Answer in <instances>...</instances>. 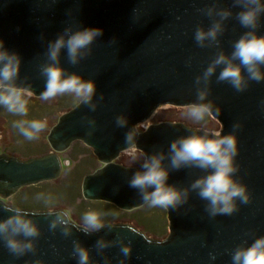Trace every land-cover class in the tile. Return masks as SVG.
I'll list each match as a JSON object with an SVG mask.
<instances>
[{
    "label": "water",
    "instance_id": "water-1",
    "mask_svg": "<svg viewBox=\"0 0 264 264\" xmlns=\"http://www.w3.org/2000/svg\"><path fill=\"white\" fill-rule=\"evenodd\" d=\"M213 4L231 8L233 13L239 10L232 7V0H0V40L22 61L16 83L22 88L30 86L37 98L44 89L40 69L48 62V42L66 27L103 30L91 45L90 55L79 64H69L63 51L59 58L67 71L96 82V110L77 104L61 115L46 137L52 150L47 155L24 161L0 155V199L20 188L57 179L65 165L58 154L80 141L102 166L83 177V199L127 212L143 206L137 190L128 186L140 166L125 168L113 161L120 152L131 149L124 143L129 128L136 137V150L148 154L167 152L173 139L203 132L179 123H159L139 134L135 126L146 121L158 106H188L195 99V77L218 51L231 53L232 43L244 31L234 18L224 22L218 46L200 48L192 38L198 24L206 27L215 18L202 11ZM260 34H264V18ZM218 72L219 67L210 79L208 99L220 114L210 117L220 124L221 132L238 125L236 177L246 185L249 203L237 201L232 215L211 217L205 211L206 202L193 192L187 204L165 209L168 234L161 241L150 240L129 225L110 223V229L85 235L72 222V235L64 237L59 225L49 230L55 213L63 211H27V218L40 229L35 254L17 258L0 243V264H32L36 259L42 264H76L73 240L89 249V264H118L123 259L119 245L98 253L95 241L100 238L131 244L124 264H231V252L237 245L264 235V81H250L244 91L237 92L216 81ZM121 114L127 118V128L115 126V117ZM203 174L195 168L172 171L169 183L187 187ZM5 207L0 200V220L12 215Z\"/></svg>",
    "mask_w": 264,
    "mask_h": 264
},
{
    "label": "clouds",
    "instance_id": "clouds-1",
    "mask_svg": "<svg viewBox=\"0 0 264 264\" xmlns=\"http://www.w3.org/2000/svg\"><path fill=\"white\" fill-rule=\"evenodd\" d=\"M232 7L239 9L233 13L231 8H218L215 4L202 10L204 15L213 18L205 27L197 25L192 38L200 48L213 44L218 46V36L223 33L224 22L234 18L244 29L239 38L232 43V51L225 54L218 51L203 72L195 77V99L187 106L188 115L196 121L205 116H219L209 97L210 79L217 72V82L230 85L237 92L244 91L250 81H264V34H260L261 20L264 18V0H232ZM103 34V30L95 27H79L75 30L66 27L55 39L47 44V63L40 69L44 77V89L40 98L48 100L57 95L71 94L77 104L86 105L95 111L97 105L93 98L97 96L96 82L86 79L76 72H69L60 66V54L63 51L71 65H77L91 53V45ZM21 57L8 50L4 41L0 40V106L7 112L26 116L25 95H31L30 86L20 87L16 81L21 68ZM102 98V94H101ZM90 124L94 121H89ZM117 128H127L124 115L115 117ZM13 127L27 140L37 138V134L46 127L45 120H24L13 122ZM232 125L229 132H192L190 135L177 137L170 141L165 151L151 154L140 149V169L128 180V186L136 189L140 200L148 207L176 210L187 204L191 193H195L205 201V211L209 216L232 215L237 211V201L249 203L247 187L237 177L239 171L236 164L237 138ZM125 148L136 150V137L129 128L124 134ZM167 161V163H165ZM185 168L200 169L204 173L198 176L187 187H178L169 183L170 173ZM151 189V190H149ZM37 198H41L38 196ZM48 202V198H44ZM12 213L0 220V243L15 257H23L27 253L36 252L35 241L40 236L39 227L28 217V212L19 207H5ZM52 214V213H49ZM106 213L95 210L85 211L80 217L79 231L85 235L98 233L111 228L102 219ZM55 219L49 223V230L59 225L64 237L72 235L69 225L72 223L68 212H56ZM119 245L124 264L132 251L130 243L121 239L95 241L98 253L113 245ZM72 256L76 264H89V249L78 240L72 241ZM215 260V256H210ZM32 264H42L39 259ZM107 264V261H105ZM231 264H264V235L255 237L251 243L237 245L231 252Z\"/></svg>",
    "mask_w": 264,
    "mask_h": 264
},
{
    "label": "rangeland",
    "instance_id": "rangeland-1",
    "mask_svg": "<svg viewBox=\"0 0 264 264\" xmlns=\"http://www.w3.org/2000/svg\"><path fill=\"white\" fill-rule=\"evenodd\" d=\"M23 98L26 100V116L21 117L9 113L3 106H0V155L20 161L52 152L46 140L49 131L61 115L77 105L73 96L67 93L48 100L34 97L32 94L25 95ZM20 119L45 120L46 127L37 134L36 139L27 140L18 129L13 127V122ZM159 123H179L184 127L209 133L219 131L220 128V124L210 115L205 116L202 121H196L188 115L187 106L161 105L155 108L146 121L137 124L135 131L141 134L149 125ZM58 157L65 165L61 166L57 179L20 188L12 196L0 200L9 208L19 207L30 212L66 211L71 221L77 226H80V217L85 211L95 210L106 213L102 217L106 224L129 225L150 240L161 241L166 238L168 222L166 210L163 208L148 207L144 204L136 210L127 212L108 203L83 199L81 195L83 177L93 174L102 166L92 150L82 142H72L65 152L58 154ZM140 159L138 150L128 149L120 152L113 162L125 168H135L139 167ZM38 196L41 198H37ZM44 198H48L47 203ZM108 206L117 210L114 216H111L112 209ZM138 219L163 224L164 230L161 234L147 232L137 223Z\"/></svg>",
    "mask_w": 264,
    "mask_h": 264
},
{
    "label": "trees",
    "instance_id": "trees-1",
    "mask_svg": "<svg viewBox=\"0 0 264 264\" xmlns=\"http://www.w3.org/2000/svg\"><path fill=\"white\" fill-rule=\"evenodd\" d=\"M108 207H110V206H108ZM110 209H112L111 216H114L115 211H117V210L113 207H110ZM137 223H139L147 232H150V233L161 234L162 231L164 230L163 224L151 223L148 221H140L139 219L137 220Z\"/></svg>",
    "mask_w": 264,
    "mask_h": 264
}]
</instances>
